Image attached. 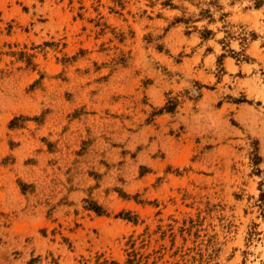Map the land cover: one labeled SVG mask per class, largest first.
<instances>
[{"label": "rangeland", "instance_id": "1", "mask_svg": "<svg viewBox=\"0 0 264 264\" xmlns=\"http://www.w3.org/2000/svg\"><path fill=\"white\" fill-rule=\"evenodd\" d=\"M0 264H264V0H0Z\"/></svg>", "mask_w": 264, "mask_h": 264}]
</instances>
